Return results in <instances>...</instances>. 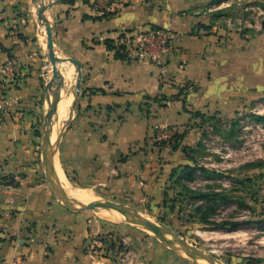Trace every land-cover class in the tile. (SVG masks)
Returning a JSON list of instances; mask_svg holds the SVG:
<instances>
[{
    "label": "crops",
    "instance_id": "crops-1",
    "mask_svg": "<svg viewBox=\"0 0 264 264\" xmlns=\"http://www.w3.org/2000/svg\"><path fill=\"white\" fill-rule=\"evenodd\" d=\"M210 1L124 0L106 16L94 0H58L47 9L56 53L76 59L68 63L82 72L76 116L61 144L70 183L117 202L161 203L182 175L190 189L197 169L185 148L201 136L196 113L230 114L264 98V31L212 33L211 17L200 11ZM38 9L34 0H0V73L8 59L19 63L0 98V264H139L103 257L96 210L70 208L42 179L40 122L50 103L48 39ZM151 25L180 34V49L164 72L148 61L118 58L106 43ZM166 126L189 129L180 147L158 142Z\"/></svg>",
    "mask_w": 264,
    "mask_h": 264
},
{
    "label": "rangeland",
    "instance_id": "rangeland-1",
    "mask_svg": "<svg viewBox=\"0 0 264 264\" xmlns=\"http://www.w3.org/2000/svg\"><path fill=\"white\" fill-rule=\"evenodd\" d=\"M38 1L36 5L40 8L43 2ZM123 1L94 0L93 4L97 2L102 14L106 16L116 12ZM221 2L211 0L200 9L211 17L212 33L222 29L251 36L264 31V0ZM48 12L46 11V16H50ZM50 17L48 20L51 23L53 20ZM42 32L46 39L47 31ZM57 55L61 59L60 54ZM47 64L44 76L46 85L54 78L49 57ZM69 64L75 68V64ZM75 73L77 90L76 68ZM61 80L63 78H57L49 88L52 100L57 95L56 91L59 92L58 87L64 84ZM50 108L49 105L48 110ZM76 110L77 106L73 101L71 114L59 130H55L54 118L51 127L46 120L40 122L39 152L44 165L42 179L46 188L62 202L80 208L73 200L57 195L50 181L49 167L54 157L60 163L63 136L73 122ZM193 125L199 127L201 136L188 149L189 158L197 169L193 180L188 182L189 190L186 187L188 177L180 175L177 188H172V181L162 202L151 206L148 203L117 202L89 187L96 197L92 203L103 204L94 213L104 227L98 237L103 257L118 258L121 262L139 261V264H144V261L152 264L158 261L160 264H194L188 258L190 252L186 245L181 244L185 252L176 248L175 236L179 235L190 243L192 250L198 253V258L200 254L206 259L224 264H264V98H259L253 106L243 107L238 112L228 114L216 109L211 113H204ZM188 131L186 128L184 134ZM54 132L59 134L51 141L55 136ZM175 132L177 131L170 130L168 126L161 128L158 136H171L161 137L158 142H171L180 147L184 138L179 142L176 138L173 139ZM47 140L52 143L49 149ZM53 146L54 153L50 156ZM68 182L70 183L69 180ZM70 184L78 186L74 182ZM115 203L134 207L160 230L168 233L167 236L158 235L132 211L122 210Z\"/></svg>",
    "mask_w": 264,
    "mask_h": 264
},
{
    "label": "built area",
    "instance_id": "built-area-1",
    "mask_svg": "<svg viewBox=\"0 0 264 264\" xmlns=\"http://www.w3.org/2000/svg\"><path fill=\"white\" fill-rule=\"evenodd\" d=\"M179 38V32L171 26L151 25L148 28L124 32L119 38L118 44L124 45L123 52L127 60L148 61L157 65L164 72L169 56L180 49ZM18 72V61L15 58L8 59L0 73V98L6 97L8 86L15 80ZM170 136L164 134L158 136L157 140ZM7 183L8 186H12L15 181L10 179Z\"/></svg>",
    "mask_w": 264,
    "mask_h": 264
},
{
    "label": "bare ground",
    "instance_id": "bare-ground-1",
    "mask_svg": "<svg viewBox=\"0 0 264 264\" xmlns=\"http://www.w3.org/2000/svg\"><path fill=\"white\" fill-rule=\"evenodd\" d=\"M38 3H40V2L38 1ZM49 13L50 12H48L47 14H49ZM47 16L50 17L49 15H47ZM50 21H51V19H50ZM40 24L42 25V27H40V28H42V30L46 31V27H47L46 23L44 21H41ZM45 34H47V32ZM59 68H60L61 73L64 77V81L61 80L62 83L64 82V84L62 85L63 87L60 91L58 108H57V111L54 115L55 130H56V128H58V130L61 129L64 126L65 122L68 120V118L71 114V105H72V103L76 97V88H75V83H74L75 79H76V73H75L74 66L72 64H69L68 62H62L59 64ZM62 83H60V84H62ZM55 89H56V87H55ZM56 94H57V91H56ZM58 134H57V132H54L55 136H53L51 141H53L54 138H57ZM58 139H59V136H58ZM51 144L52 143L47 140L48 149L50 148ZM54 145L56 146V143ZM55 146H53V148L51 149L50 156L53 155V153H54L53 150H54ZM56 159H57V157H56ZM52 174H53V179H55V181L57 183L56 185H57L58 189L60 190V192L65 193V194H69L70 196L75 197L77 200H79L80 202L85 203V204H91L95 200V198H96L95 194L90 188L73 186L68 182V179L65 176L60 163H58V162L55 163ZM97 198H99V196ZM175 244H177V247H176L177 249L182 250V252H185V248L180 243L175 242ZM191 253H192L191 254L192 259L197 260V261L201 262L202 264H224V263H220L217 261L206 259V258L202 257L200 254H199V258H198V257H196V256H198V253L194 250H192Z\"/></svg>",
    "mask_w": 264,
    "mask_h": 264
},
{
    "label": "water",
    "instance_id": "water-1",
    "mask_svg": "<svg viewBox=\"0 0 264 264\" xmlns=\"http://www.w3.org/2000/svg\"><path fill=\"white\" fill-rule=\"evenodd\" d=\"M34 1L37 2L38 0H34ZM57 1L58 0H53L50 3H48V4L43 3L42 6L38 9V18H39L40 22L41 21H45V23L47 25L46 31H47V39H48V57H49V59L52 62L53 70H54L53 71L54 72V78L51 79L48 82V84H47L49 103H50V106H51V108L48 110V113H47V116H46V123L48 124L49 127H51L53 125V118H54V115H55V113L57 111V108H58V101H59V98H60V91L62 89V85H60L58 87L57 90H59V92L57 93L56 97L53 100L51 99V94L49 92V88L52 87V85L54 84V82L56 81L57 78L61 77V78H63V81H64V77H63V75L61 73V70L59 68V64L62 63V62H68V61L77 62V60L74 59V58H61L60 59V58H58V55L56 53L52 25H51V23L49 22V20H48V18L46 16V11L51 5H53ZM81 80H82V72H81V68L79 67L78 68V82H77L76 97H75V100H74V104H76V106H77V103H78V97L80 95ZM54 165H55V157H54L53 162L51 164H49V167H50V181H51L53 187L55 188V191H56L57 195H59V196L61 195L60 197H63L65 199L73 200L74 202H76L77 204L80 205V208H77L75 206H72V205L66 203L70 208H77V209H83V210H85V209H94V210H96V209H98V207L103 205L102 203H99V202H95V203H91V204H85V203H82L79 200H77L75 197L70 196L69 194H65V193H62V192H61L62 193L61 194L60 190L58 189V187L56 185V182L53 180V174L52 173H53ZM115 205H117L122 210L132 211L134 213V215L142 223H144L147 226H149L158 235H160L162 237H166L167 236L168 233H165L164 231L160 230L149 218L142 216L140 214V212L137 209H135L134 207L122 206V205H120L118 203H115ZM170 235H174V234H170ZM175 239L180 244H183V245L187 246V248L189 249V252H190V253H188V258L194 264H202L201 262L192 259V256H191L192 248H191L190 243H188V241L186 239L182 238L179 235H176Z\"/></svg>",
    "mask_w": 264,
    "mask_h": 264
},
{
    "label": "trees",
    "instance_id": "trees-1",
    "mask_svg": "<svg viewBox=\"0 0 264 264\" xmlns=\"http://www.w3.org/2000/svg\"><path fill=\"white\" fill-rule=\"evenodd\" d=\"M102 16H105V14H103ZM102 16H99V17H102ZM121 35H120V37H121ZM106 43L108 44L109 48L114 49L116 51V57L124 59V60H127V58H126V56H125V54L123 52V48H124L123 44H118V42H115L111 38L106 39ZM101 90H103V89H101ZM196 114L199 115V116L203 115L201 112H197ZM184 135H185L184 132L183 133L182 132L181 133L180 132H175L174 135H173V139L176 138L178 140V142H179L182 138H184ZM171 144L173 145L174 148L177 147V145L175 143L174 144L171 143ZM185 149L188 150L189 147L186 146ZM0 263H1V261H0Z\"/></svg>",
    "mask_w": 264,
    "mask_h": 264
}]
</instances>
